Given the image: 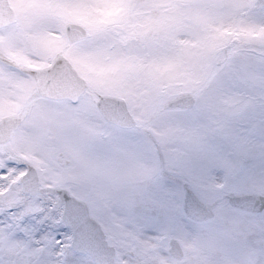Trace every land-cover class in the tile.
Instances as JSON below:
<instances>
[{"label": "snow or ice", "instance_id": "1", "mask_svg": "<svg viewBox=\"0 0 264 264\" xmlns=\"http://www.w3.org/2000/svg\"><path fill=\"white\" fill-rule=\"evenodd\" d=\"M0 264H264V0H0Z\"/></svg>", "mask_w": 264, "mask_h": 264}]
</instances>
